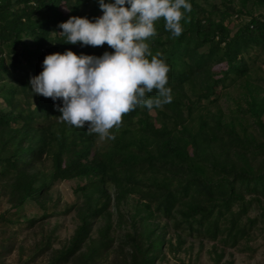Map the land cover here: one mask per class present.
<instances>
[{"label":"trees","instance_id":"1","mask_svg":"<svg viewBox=\"0 0 264 264\" xmlns=\"http://www.w3.org/2000/svg\"><path fill=\"white\" fill-rule=\"evenodd\" d=\"M190 3L178 37L160 18L146 41L169 67L171 101L152 110L136 106L109 130L114 139L99 141L59 121L52 99L33 94L29 84L45 55L111 52L106 44H66L56 34L69 16H100L96 0H0V198L8 205L0 213L2 233L12 237L13 229L51 216V190L72 179L81 202L64 213L74 208L76 224L50 264H158L165 251L178 253L186 236L234 247L264 225V15L251 12L264 0ZM235 89L243 97L226 122L210 108ZM156 96L155 89L145 93ZM30 203L40 218L25 217ZM252 210L258 213L249 217ZM113 213L117 228L123 219L130 225L119 240L110 236Z\"/></svg>","mask_w":264,"mask_h":264},{"label":"clouds","instance_id":"2","mask_svg":"<svg viewBox=\"0 0 264 264\" xmlns=\"http://www.w3.org/2000/svg\"><path fill=\"white\" fill-rule=\"evenodd\" d=\"M101 15L91 19L69 16L57 25L56 33L66 44L101 46L100 56L74 54L45 55L42 70L30 78L31 92L50 97L60 113L59 121L99 141L112 140L109 130L118 127L121 116L143 105L148 110L171 101V88L166 86L168 65L149 50L147 38L155 36L154 22L163 18L164 29L171 37L182 32L181 19L191 10L190 0H96ZM183 10V11H181ZM150 57V59H149ZM156 90L155 98H145ZM59 98L60 105L55 102Z\"/></svg>","mask_w":264,"mask_h":264},{"label":"rangeland","instance_id":"3","mask_svg":"<svg viewBox=\"0 0 264 264\" xmlns=\"http://www.w3.org/2000/svg\"><path fill=\"white\" fill-rule=\"evenodd\" d=\"M251 12L253 15H264V6L255 7ZM228 93L227 97L219 100L216 107L210 108V111H220L223 115L222 119L226 122L232 121L230 109L235 102L242 100L243 90L235 89L228 91ZM238 122L237 119L233 121L235 127ZM249 122H247L248 125ZM242 128L236 127L238 130ZM246 131L247 134L254 135V129L251 126L247 127ZM77 183V179L60 182L51 190V201L55 203V208L48 210V213L52 214L51 216L40 220L31 228L18 231L16 228L13 229L12 231L15 232L12 237H10L11 232L2 233L0 231V264H50L61 251L68 247L76 218L74 208H71L68 213H64V211L81 202L79 195L73 192ZM132 204L133 202H129L121 209L125 218L129 214V207ZM6 208L8 205L5 199L0 198V213ZM257 213V210H252L248 216L254 217ZM24 215L27 218H40L42 212L38 210L37 206L30 203L25 206ZM116 220L117 216L113 213L110 236L119 240L126 231H129L130 225L128 220L123 219L122 227L117 228ZM102 225L103 220H100L95 227L99 228ZM171 236L169 233L167 238ZM185 239V243L178 253L172 255L165 251V254L167 253L166 259L161 263L158 262V264H264V225L261 223L256 225L247 239L238 240L234 247L223 246L218 240L214 242L200 241L194 236H186ZM46 246L49 247L48 250L31 261V258ZM6 247L11 248L10 252L3 253V248ZM114 252L109 254L107 261L114 258ZM218 255H221L219 261L217 260ZM66 264H72V260Z\"/></svg>","mask_w":264,"mask_h":264}]
</instances>
